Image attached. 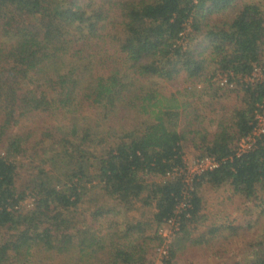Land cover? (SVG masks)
I'll return each mask as SVG.
<instances>
[{"label": "trees", "instance_id": "1", "mask_svg": "<svg viewBox=\"0 0 264 264\" xmlns=\"http://www.w3.org/2000/svg\"><path fill=\"white\" fill-rule=\"evenodd\" d=\"M258 68L260 2L0 0V264H154L170 220L179 230L162 262L183 264V242L224 227L208 223L206 188L229 187L264 214V134L253 136L264 79L246 81ZM180 77L182 89L162 91ZM226 92L241 104L210 136L197 107ZM188 143L218 161L191 185ZM239 256L264 264V231Z\"/></svg>", "mask_w": 264, "mask_h": 264}, {"label": "rangeland", "instance_id": "2", "mask_svg": "<svg viewBox=\"0 0 264 264\" xmlns=\"http://www.w3.org/2000/svg\"><path fill=\"white\" fill-rule=\"evenodd\" d=\"M241 1V0H240ZM243 1V0H242ZM253 2H260L264 9V0H250ZM217 17V16H216ZM183 77L177 82L169 83L163 81L162 91L169 95L170 93L176 92L177 89H182L186 84L182 82ZM227 91V89H224ZM224 92V91H222ZM208 99H205L207 101ZM240 99L236 93L226 92L222 100L217 101L213 106L204 102H200L197 107L198 113L202 116L200 118L199 124L204 132H209L210 136L216 131L217 123L220 117L225 116L227 111L231 113L234 107L240 105ZM190 109H193L191 107ZM94 116L89 113V116ZM57 117L48 119L50 121L56 122ZM59 122V121H57ZM251 145V141L243 143V146L248 147ZM238 147V146H237ZM203 149H198L195 147L194 143H188L185 145V159L187 164V177L197 172L196 161L200 158V154ZM24 179L26 180L28 173L23 172ZM94 197L97 199L98 204L105 205L106 207H115L116 203L107 197H103L101 194H96ZM205 203L206 209L204 212L209 216L208 223H214L216 225L224 224V227L219 230L217 234L207 235L209 242L205 241L201 244H193L191 242H183V247H185V254L180 253L178 250L176 260L182 262L183 264H237L248 263V259L242 260L239 256L240 251H244L246 243L259 236L264 231V214L261 213L262 208H253L252 204L246 205L245 201L239 197H235L229 187H222L219 190H214L211 188H206L205 190ZM31 205V198H28L24 202V207L28 208ZM117 206V205H116ZM119 209V207H117ZM91 211V203L83 202L81 204V215L78 220H83L85 217L89 216ZM114 213V214H113ZM107 219L102 221V226L107 229V221L121 218L113 212ZM124 214V210L121 211ZM139 210H134L130 214L139 217ZM88 215V216H87ZM257 219H259L258 223ZM124 219H121L122 222ZM247 220H252L254 227L242 228L238 230L232 229L237 225H241ZM125 222V221H124ZM178 226V229H177ZM179 230V224L177 223H165L160 228L161 234H163L164 244L157 248L154 252V264H163L162 258L168 253V249L175 247V237ZM111 233H115L111 231ZM121 233V232H119ZM154 251V250H153ZM34 263H37L34 261Z\"/></svg>", "mask_w": 264, "mask_h": 264}, {"label": "built area", "instance_id": "3", "mask_svg": "<svg viewBox=\"0 0 264 264\" xmlns=\"http://www.w3.org/2000/svg\"><path fill=\"white\" fill-rule=\"evenodd\" d=\"M262 79H264V74L262 70L259 68L255 69V71H253L251 76L246 77V81L253 82V83H256ZM219 83L222 86H229V87L234 86V82L232 81L230 82L229 77L226 75L220 77ZM261 134H264V102L261 105L260 112L256 114V128L254 130L253 136H259ZM241 146L242 147L239 148V153H242V150H243V145ZM196 165H197V172H195L194 175L200 174L203 171L217 167L218 161L214 157L205 156V157H200L196 161ZM192 179H193L192 175L187 177L186 181L188 182V184L190 185L192 184ZM168 223H174V221L170 220ZM177 229H178V226H177Z\"/></svg>", "mask_w": 264, "mask_h": 264}]
</instances>
